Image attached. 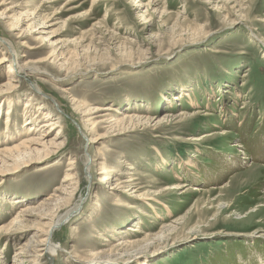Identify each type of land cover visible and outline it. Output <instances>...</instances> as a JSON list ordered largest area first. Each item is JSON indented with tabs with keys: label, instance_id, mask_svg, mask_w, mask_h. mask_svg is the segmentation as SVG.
<instances>
[{
	"label": "rangeland",
	"instance_id": "rangeland-1",
	"mask_svg": "<svg viewBox=\"0 0 264 264\" xmlns=\"http://www.w3.org/2000/svg\"><path fill=\"white\" fill-rule=\"evenodd\" d=\"M0 36L20 64L44 61L0 95V151L47 115L63 144L0 171V264H31L20 251L43 238L41 217L78 201L52 264H264V0H0ZM114 179L152 200L135 204ZM174 184L186 187L161 192Z\"/></svg>",
	"mask_w": 264,
	"mask_h": 264
},
{
	"label": "bare ground",
	"instance_id": "bare-ground-1",
	"mask_svg": "<svg viewBox=\"0 0 264 264\" xmlns=\"http://www.w3.org/2000/svg\"><path fill=\"white\" fill-rule=\"evenodd\" d=\"M43 23L44 22H42V25L40 27H44ZM33 32H35V30H33ZM0 43L3 46H6L7 52H9V54H10V59L7 58L6 56H3L0 59V67H1V65L4 62H7V61L11 62L9 70L7 71L8 78H7L6 82L3 83L0 86L1 89H4V91L0 89L1 90L0 95H5L4 92L7 91V89L15 88V83H18L17 77L20 76V73L25 74L26 77L29 76V75L32 76V75H35V74H43V72H41L38 69V66L41 65L42 63H44V61L36 60L33 63L25 62V63L20 64V59L21 58L18 57V54L12 48V45L10 44V42L7 39H5L3 36H0ZM37 53L38 52L35 51V52H32L30 55H36ZM51 57L52 56L49 55V57L47 59L51 60ZM32 89H34V90L36 89L37 91H40V89H38V87H36L35 85L32 87ZM29 105L25 106L24 108H26V110H27L30 107ZM104 110L107 111L108 109H104ZM7 115H8V113H7ZM46 117H47L46 118L47 120L45 122L41 123L38 126V127H40V129H38V127L37 128H33L32 126H30L29 128L25 127L26 128L25 135H31L32 134L31 137H29L26 140H23L18 145H15V146H13L11 148H7V149H5L3 151H0V162L2 163V166H0V171H2V170L3 171H10L8 169L9 167H11L12 170H17V169H22V168L28 167V166L36 163V162L45 161L46 159H48L51 156V154H54L55 152H58V151L61 150L63 144L61 142H59V137L62 135V133H61V131L59 129L57 130V133L55 134V136L52 139H47L54 131H56V128L59 127V124H58L59 123V119L54 120L53 118H50V115H47ZM29 118L30 117H27L26 119H29ZM124 118H130V116L128 115V116H125ZM43 128H47V131L42 130ZM80 132H82V131L80 130ZM81 134H83V133H81ZM36 135H37V137H36ZM222 135H224V134H222ZM210 136H212V134H204V136H202L201 138H191V139H189V141H191V142L192 141L200 142V141L205 140L206 138H208ZM82 137H86V136L83 134ZM188 163H190L192 167L194 166V163H192L189 159H188ZM70 170L71 169H68L67 171H70ZM7 173L8 172H6L4 174V176ZM85 175H86V179H88V178L90 179L91 174H90L89 171H86ZM176 176H177L178 180H183L182 175L176 174ZM70 177H71L70 174L66 175L67 179H69ZM108 181H109V178H104V180H103L104 184L107 183ZM113 181L114 182H111V184H109V186L110 185L112 186L110 189L118 191L120 189L128 188L127 190L133 191V192H131L133 195L130 196V197L133 198V201L135 202V204H139V202L140 203L144 202V204H148V203H150L148 201L152 200V198L150 199L149 196H146L144 194H138L137 193L138 192V185L132 183L133 182L132 180H127L125 182H121L120 179H114ZM112 183L114 185H112ZM185 187H186V184H183V185L174 184L172 186L165 185V186H163V190L161 192H166L168 190L180 191V190H182ZM197 190H199V189H195L194 191H197ZM60 191H61V193L63 195L70 194L69 192L66 191L65 188L60 190ZM153 197H155V196H153ZM61 199H63V198H60L59 195L58 196H53V198H50V200H52V202L50 204L56 203V202H58ZM146 199H149V200H146ZM47 201H48V199H47ZM79 205H80V202L78 201L70 209H68L64 214H62L60 216H56V217L51 218V219L48 216H47V218H46V216L41 217L42 220H47L48 221L46 223L45 233H41L43 235V238L38 239V240H33L31 245H29L30 246L29 249L27 248V244H26L24 246V247H26V249L25 250L21 249V251H20V252L24 251L25 255L30 257V258H36L34 261L30 260L29 263L37 264L38 263V259H41L42 256H44L49 261V263L52 264V260H54L56 257L59 256V251L60 250H59L57 245L52 240L53 231L58 226H60V224L62 222L66 221L69 217L71 218L73 213H78L79 212V208H80ZM26 212L28 213V210L22 211L18 215H20V214H21V216L27 215ZM141 212L142 211H140V213ZM251 212L252 213L256 212V209L255 208L251 209ZM16 219H18V218H16ZM12 222L13 223H17V222H15V219ZM133 229H134V226H133V228H129V226H128L127 232H135V233L136 232L137 233L140 232L139 229H136V228L134 230ZM166 229L172 232L176 228L169 226ZM37 233H38V231H37ZM120 233L124 235L125 231L124 232H120ZM140 233H142V232H140ZM36 234H34V235H36ZM249 237L261 238L263 236L260 235V234H255L254 235V233H253V234H249ZM153 238L157 239L158 241H163L165 236H164L163 233H160L159 235L154 236ZM149 240L150 239L145 238L143 240V244L144 245L151 244L149 242ZM28 244H30V242ZM132 244L133 243L127 242V241H124V240L123 241L121 240V242L118 243V245H120V246H129V245H132ZM20 255H24V254L21 253ZM39 257H41V258H39ZM88 262H90V263L98 262V263H103V264H106V263L110 264V262H108L107 260H103V259L102 260H100V259L92 260V261H88Z\"/></svg>",
	"mask_w": 264,
	"mask_h": 264
}]
</instances>
